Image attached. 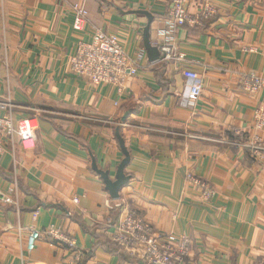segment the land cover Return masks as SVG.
I'll return each mask as SVG.
<instances>
[{
  "label": "crops",
  "instance_id": "obj_1",
  "mask_svg": "<svg viewBox=\"0 0 264 264\" xmlns=\"http://www.w3.org/2000/svg\"><path fill=\"white\" fill-rule=\"evenodd\" d=\"M76 3L88 10L80 30ZM215 5L216 16L178 30L186 61L173 64L150 61L143 43V11L154 16L153 42L169 0H0V106L15 121L38 119L31 148L16 136L0 155V264H140L143 251L131 262L108 247L118 204L159 235L189 236L182 264H264V150L232 143L257 133L256 110L264 107V87L253 92L240 81L248 73L264 78V0ZM198 9L190 6L194 15ZM96 30L118 36L139 64L122 94L71 70L79 42ZM186 69L203 85L196 99ZM118 129L131 180L113 199L92 157L115 179L125 157ZM190 176L215 195L206 200ZM51 226L76 238L79 260L47 233ZM32 227L41 236L30 250Z\"/></svg>",
  "mask_w": 264,
  "mask_h": 264
},
{
  "label": "built area",
  "instance_id": "obj_2",
  "mask_svg": "<svg viewBox=\"0 0 264 264\" xmlns=\"http://www.w3.org/2000/svg\"><path fill=\"white\" fill-rule=\"evenodd\" d=\"M196 4L199 8L194 15L190 12V6ZM75 29H82L87 17L88 10L81 4H74ZM215 0H169V8L165 25L158 28L153 44L160 48L161 58L158 61L180 64L186 61V55L180 50L177 32L186 24H195L201 20L213 18L217 15ZM71 70L94 84L114 85L122 94L128 87L130 78L139 71V64L126 52L120 38L103 30H96L92 40L89 42L80 41L75 54L70 59ZM186 77L191 80L188 95L196 99L202 92L203 85L196 71L185 70ZM241 84L249 91H259L264 87V78L254 74H244ZM8 111V105L2 103L0 106ZM254 129L256 134L248 136L240 142H232L259 153L264 150V107L256 110ZM38 120L36 117L22 118L15 121L8 111L0 116V155L7 150L9 140L18 136L23 147L29 149L34 144ZM190 180L203 191L206 200L215 195V190L205 180L190 176ZM11 202V198H6ZM78 202V199H75ZM121 208L120 217L116 223L113 233L114 241L124 247L131 255L143 251L142 260L146 264H182L190 254L193 241L189 236L170 234L162 237L157 234L152 224L147 221L136 209L118 204ZM47 233L59 243L66 244L69 248L76 250V259L81 258L76 238L66 234L58 227L51 226ZM41 232L35 227L30 230L28 248L33 250Z\"/></svg>",
  "mask_w": 264,
  "mask_h": 264
},
{
  "label": "water",
  "instance_id": "obj_3",
  "mask_svg": "<svg viewBox=\"0 0 264 264\" xmlns=\"http://www.w3.org/2000/svg\"><path fill=\"white\" fill-rule=\"evenodd\" d=\"M143 13L146 14L148 17V23L143 31V43L147 51L149 60L155 62L160 60L161 52L160 48L154 45L151 39V25L154 20V16L153 14L147 11H143ZM127 117L128 114L123 117L122 121L125 122ZM117 137L125 157L118 166L115 179H112L110 177V173L108 170L100 169L98 167L96 159L92 157V168L101 176L106 189L109 191L113 199H118L120 197L121 189L126 186L131 180V176L126 174V167L131 161L130 152L126 147L124 138L120 134V129L117 130ZM140 264L146 263L144 261H141Z\"/></svg>",
  "mask_w": 264,
  "mask_h": 264
},
{
  "label": "trees",
  "instance_id": "obj_4",
  "mask_svg": "<svg viewBox=\"0 0 264 264\" xmlns=\"http://www.w3.org/2000/svg\"><path fill=\"white\" fill-rule=\"evenodd\" d=\"M208 20H210V19H206V20H204V22L208 21ZM190 84H191V80H190ZM107 244L113 253L115 252V253L120 254L124 260L131 261V262H133V260L134 261L137 260L134 256H131L129 253H127L123 249V247L118 245L117 243L111 242L110 240H107Z\"/></svg>",
  "mask_w": 264,
  "mask_h": 264
},
{
  "label": "rangeland",
  "instance_id": "obj_5",
  "mask_svg": "<svg viewBox=\"0 0 264 264\" xmlns=\"http://www.w3.org/2000/svg\"><path fill=\"white\" fill-rule=\"evenodd\" d=\"M8 111H6L5 112V114L7 113ZM4 115V114H3ZM2 116V115H1ZM31 117H33V116H31ZM34 117H36V116H34ZM27 118V117H26ZM37 118V117H36ZM38 120V119H37ZM144 217V216H143ZM148 221V220H147ZM153 226V225H152ZM154 227V226H153ZM154 230H155V232H156V229L154 228ZM168 235H170V234H168ZM168 235H160V236H162V237H165V236H168ZM181 235V234H180ZM129 252V251H128ZM129 254H131L130 252H129Z\"/></svg>",
  "mask_w": 264,
  "mask_h": 264
}]
</instances>
